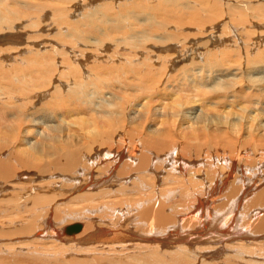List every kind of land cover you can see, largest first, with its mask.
Returning <instances> with one entry per match:
<instances>
[{
	"label": "bare ground",
	"instance_id": "6f19581e",
	"mask_svg": "<svg viewBox=\"0 0 264 264\" xmlns=\"http://www.w3.org/2000/svg\"><path fill=\"white\" fill-rule=\"evenodd\" d=\"M200 4L202 5L200 6ZM202 9L213 15L212 21L222 20L221 18L224 17L223 21L234 22L237 26L247 28L244 32L245 38L240 39L243 42L246 40L245 43L247 42L251 47H257L258 40L264 41V0H0V69L7 68V65L1 62L5 60L1 56L4 57L12 52L26 51L31 65H34L33 63L38 58L45 57L61 65L70 61L73 71L80 61L79 55L83 56L87 64H91L95 59L104 61L106 57L116 60L118 50L123 54L117 63L111 64L110 70H106L96 63L90 65V73L88 72L85 79L87 82L84 85L95 86V88H91L90 92L86 93L82 90L83 83L75 86L76 88L63 84L62 88L65 90H62V100L66 99L71 103L84 102L90 105L94 99H97V84L101 89H106L107 80L101 77V73L109 71L106 74L107 77L114 70L116 78L121 73L128 74L130 72L131 75H136L133 76L134 80L139 75V77L147 78V72L155 70L158 75L154 74L157 79L155 78L153 91L155 84H161V82L163 84V79L167 76L166 82L174 85L184 84L183 81L186 79L196 80L198 83L192 84L201 86V89L197 88L196 94H202L203 97L211 92L222 98H230L223 102L219 101L217 108L213 111L201 114L198 111L194 115H190L188 113H191V110L187 109L191 108L188 105L197 99L172 98L173 100L170 99L169 104L164 103L161 106H156L152 101H149L151 98L145 95L142 100H146L129 112L131 99L138 98L140 93H136L134 82L127 81L116 86L120 88V91L115 97L123 96L119 97L120 100L113 101L112 97L104 95L101 100H98L101 102L97 101L96 111L101 112L98 116L100 121H104L107 126L105 131L98 130L100 127L97 128L91 114H89L90 117L81 114L72 120L74 121L72 123L80 127V131L76 133V131H72L73 129L63 126L66 123L61 125L62 120L59 121L60 119L57 124L55 115L52 114L58 111V107L48 109L47 105L52 102L45 99L47 93L44 91L38 99L37 106L33 105L27 108L34 110L35 114L42 118L40 131H37L38 139L34 144H31H37L38 149L44 148L45 153L43 154H50L52 159L49 163L39 166L37 174L34 176L38 181L53 178L63 179L65 182L70 179L77 181L80 179L76 177L79 172H91V170H85L89 165L87 161L94 159L103 149L108 159L112 158L118 161L125 152L122 147H129L143 138L134 139L135 134H133L135 136H132L133 138H126V135L123 134L125 132H122L124 124L127 123L130 127H133V124L139 126L142 125V122L146 123L148 117H152L151 120L154 121L159 120V125L158 121L151 125L154 127L151 130L154 138H151L150 141L157 145H162L163 139L172 137V134L169 137L166 135L167 130L165 129L170 123L173 126H179V128L175 126L177 129H182L180 127L183 126L182 133L191 135L192 138H196V133H204L205 136L213 134L215 137L220 132L225 135L226 133L235 135V140L232 143L228 142L230 150L237 149L239 143L237 136L239 135L246 133L250 138L257 133L264 136L262 120L264 117L262 116L264 114V73H261L259 67L249 70L251 64L238 61V66L234 67L236 64H230L233 68L230 66L225 68L224 64L228 61L227 56L217 57L214 52H211L208 59L199 58V61L192 56L188 62H184L174 69L176 61L174 58L178 55L184 57L185 54L179 53H186L187 49L184 50L186 46L178 48L175 45H179L180 42H176V34L172 29L168 33L166 30L165 33L160 32L165 29V20L167 16L173 15V12L176 13V10H181L183 14L181 16L187 13L185 17H188ZM176 14L179 16V13ZM158 17L164 22H157ZM169 18L171 20L172 17ZM130 20L135 21L136 25H142L139 28L135 25L132 26ZM173 25L174 22H172V28ZM53 28H55V32L52 31ZM172 32L173 36L169 34ZM166 33L169 35L166 36ZM241 36L243 35L241 34ZM60 55H67V58L64 61H59ZM257 59L259 61L255 62V66L264 65V48L260 49ZM79 66V70L82 71L83 66L81 64ZM96 66L101 68L99 77L95 73ZM185 66L191 67L188 69ZM14 67L16 66L14 65ZM177 72H179V76L177 75L176 78L174 75L178 74ZM251 72L256 75L253 76ZM169 73L170 75H168ZM94 77H98V80L94 81ZM52 82L60 83L58 80ZM128 87L130 91L133 92L135 89L136 92L124 94L129 92ZM144 87L141 89L143 90ZM148 89L147 86L144 89L145 92ZM94 104L96 103L90 105L91 110H95ZM260 108H262L261 111H259ZM83 113H85L84 110ZM198 123L200 125H197ZM102 127L105 128V126ZM177 129L174 128V132ZM179 131L177 132L180 133ZM131 132L133 131L131 130ZM168 132L171 133L169 130ZM138 133L140 134L139 131ZM152 134L151 137H153ZM211 140L213 139L208 141ZM188 150L187 152H191L190 148ZM213 150L214 148L211 149V152ZM160 152L162 154V150ZM223 154L225 155L226 152L216 151L195 160L186 157L180 160V164L176 163V166H174L175 161L173 162L172 158H169V161L157 158V162L153 161L152 163L144 158L139 164L143 167L141 170L145 171L142 175L139 174L135 177V174L132 175V173L131 177L134 176V179L130 177V174L116 176L115 181H119L120 184L119 188L115 190L124 191V194L127 189L138 190L136 193L132 192L133 196L137 193L140 194L139 191L142 189L151 188L148 192H146L147 190L141 192L145 199H139V194L137 199H135L137 196L126 198L125 194V199L114 200L115 196H113L114 199L109 198L114 191L103 189L101 194L104 196L97 197L107 198L108 202L100 204L102 208H98L99 211H97L98 209L96 210L92 203V198L96 197L85 194L82 200L88 199L87 201L92 204L87 206L82 204V208L76 210L74 208L70 213L73 215L72 219L80 218L81 222L74 223L70 220L68 223H62H65L63 230L73 237L75 233L77 236L79 234V237L88 233L87 237L93 241V244H88L85 250L87 258L82 261L79 259L64 260L58 253V256H55L56 260L59 264H143L144 262L145 264H196L197 262L198 264H264V179L257 184H252L253 178L264 167V164L258 163L257 169L254 167L255 170L249 168L253 170V174L250 171L251 175L247 178L243 173V168H240L242 165L240 160H236L239 163L232 165L233 157L229 158L227 154L228 159L223 157ZM209 159L215 160V165H212V161L209 162ZM234 161L233 159L232 162ZM164 163L167 165L168 171L170 170L166 173V177L163 175V169L156 170L154 168L156 164L163 167ZM244 164L246 165L247 162ZM182 166L185 167L183 172L187 171L189 177L178 179V182H175V177L179 173L174 172L176 169L181 171ZM147 169H150L156 177L153 176V173L147 172ZM6 173H8V168L0 166V176L2 175L3 178ZM169 175L170 177H167ZM91 176L90 174L89 179L84 183L88 185L84 188L95 186L98 181L93 179L91 183ZM148 177L151 182L148 181ZM54 181L57 182V180ZM128 181L130 182L128 183ZM218 182L220 186L216 187L218 196L215 197L211 188L214 183L217 185ZM77 184L73 183L74 187L76 186L75 189H82V184L80 187ZM118 196L117 198H119ZM174 196H178V198L174 200ZM239 206L240 209H238ZM87 207L89 208L87 209ZM138 210H140L139 216L136 217L135 211ZM94 215L98 218H94ZM43 217L45 229L43 230L48 231L47 234H50L52 239L53 236L59 237V234H56L55 224L51 226L52 216L43 215ZM63 221L66 220L63 218ZM39 232L36 236L39 235ZM43 234L42 236H44ZM66 237L68 238V236ZM79 237L77 238L79 239ZM74 239L77 242V239ZM165 240L173 242L169 241L164 245ZM162 242L163 244H161ZM87 243H89L88 240ZM141 248L146 250L144 254H140L144 255L143 258L136 254L137 251H132ZM38 263L40 264V262ZM58 263L56 262V264Z\"/></svg>",
	"mask_w": 264,
	"mask_h": 264
},
{
	"label": "rangeland",
	"instance_id": "374dc122",
	"mask_svg": "<svg viewBox=\"0 0 264 264\" xmlns=\"http://www.w3.org/2000/svg\"><path fill=\"white\" fill-rule=\"evenodd\" d=\"M201 5L202 4H200V6ZM176 11H177L176 13H179V16L175 12H173L174 13L173 15L167 16L165 20L166 22L165 29L164 31H160L163 33L167 31L168 33L172 29V31L175 32L176 34V38H175L176 42L177 43L180 42L179 45L177 44L175 45L178 46V48L180 46L182 47L186 46V48L184 49V50L187 49L186 53L184 52L179 53L181 55L185 54L184 57H179L178 55L176 58H174L176 60L174 69L177 66L179 67L182 63L184 64V62H188L192 56L195 57L194 58L195 60L199 58L208 59L210 57V53L214 52L217 57H221L224 55L227 56L228 61L225 62L224 64L225 68L227 66H230L231 68H233L230 64H233V65L236 64L234 65V67H236L239 64L238 61L239 62L242 61L244 63H247L248 65L251 64L249 66L250 67L249 70L257 69L259 67L261 73H264V65L255 66V64L258 63L259 61L257 59V55L260 52V49L264 48V41L258 40L257 47H251V45H249L247 42L245 43L246 40H244L243 42L240 38H245L244 32L247 30V28L243 26H237L234 22L223 21L224 17L221 18L222 20L212 21L211 18L213 15L205 9L198 10L194 14L188 17H185L187 16L186 15L187 13L186 14L184 13V16H181L182 14L181 10H176ZM175 16L176 18H174ZM169 17H172L171 20H169L170 19ZM134 22L135 21L130 20V24H133L132 26L135 25V27L137 28H139L142 25V24L136 25ZM136 22L139 23L138 21ZM157 22H164V20L158 17ZM172 22H174L173 28L171 27ZM255 27L257 29V26ZM54 29L55 28H53L52 30L53 32H55ZM173 32L169 34L172 35L174 34ZM167 33H166V36L169 35ZM241 34L243 36H241ZM212 35L213 37H211ZM42 50H44L43 47H42ZM27 54L28 53L24 51L20 53L12 52L9 55L4 56L5 58L1 56V58L5 59V60H2L1 62L6 64L7 68L0 69V166L7 167L8 173H6L3 176V178L5 177V179L2 178V175L0 176V264H37L38 262H40V264H53V263L56 264V262L58 263V261L56 260L55 256L58 253H60L58 254L60 257L62 255V258L64 260H68V259L69 260L79 259L80 261L85 260V258H87L86 257L87 254L85 250L88 247V244L90 243L93 244V241L87 237L88 233H85L83 236H81L83 237L81 239V237H79L80 236L79 234L77 236V234L75 233L76 236L74 235L73 237L72 235H69V233H67L65 230H63L64 224L70 222V220H72V222L74 223L81 222L82 220L80 218L76 219L75 217L72 219L73 215H70V213H72V210L74 208H75L74 210L80 209L82 204L87 206L89 204L94 203L96 210L98 208H102V205L100 206V204L108 202L106 200L107 198L97 197V196L102 197L103 194L101 193L103 192V189L111 190V192L114 191L115 193L113 192L114 194L112 193V195L109 196L110 199H114L116 197L114 200H120V198L121 200L125 199V196H124L125 194H126V198L137 196L136 198L133 197L137 199L138 196L140 195L139 199H145V197L143 196L141 192H144L146 190H147L146 192H148L151 190V188H148L149 190L142 189L139 191L140 194L137 193V194H134L133 196L131 195L132 192L134 193L138 192L137 189H132V190L127 189L125 190V194H124V191L120 192L119 190L118 191L115 190L119 188V184H120L119 181L118 182L115 181L116 176L121 177V174L123 175L130 174V177H131V174L133 173L132 175L135 174L134 176L136 177L139 174L142 175L145 172L141 170L143 167L139 166V164L141 163V160L144 158L149 160L151 163L153 161L157 162V158H162L163 161L165 159L169 161V158H172L173 162L175 161L174 166H176L177 164H180L179 163L180 160L186 157L187 158L189 157L188 159H190L191 157L193 158V160H195V159H198L199 157L200 158L205 157L208 154L211 155L212 152H216V151L226 152L225 155L223 154L224 155L223 157L225 158L233 157L235 161L232 162L233 159H231L232 165H236L237 162L239 163V161H236V160H240L242 164L240 168H243L242 169L244 171L243 173L246 174L247 178H249V176L253 174V170L257 169L258 163L264 164V136L260 134L255 133L250 138L248 137L246 133L237 136L239 137V143H238L237 149L230 150L228 142L232 143L235 140L234 138L235 135H231L229 133H226L225 135L220 132L218 136L215 137L213 134H208L207 136H205L204 133H196V138H192L191 135H186L182 133L183 126L180 127L182 129H177L179 128V126L177 127L175 125L177 127L176 128L170 123L167 125V128H165L166 126L164 128L167 130L166 135H168L169 137L172 134V137L166 138L165 140L163 139L164 141L163 144L157 145L150 141L151 138H154V135L151 133V130L154 129V127L151 125L152 123L154 125L155 122L157 121H158L157 122L158 124L159 120L154 121V120H151L152 117H148L149 121L147 120L146 123L144 122L141 123L142 125L144 123V126L139 125L141 128H138L139 126L135 124H133V127H130L129 124L127 123L124 124V130L122 129V132H125L123 134L126 135V138L129 137L130 139L135 136L136 137L134 139H138V138L140 139L142 137L143 138L141 139V141L135 142L131 144L129 147H122L123 148L122 150H124L125 152L123 156L119 158L118 161L117 160L115 161L112 158L108 159L103 149L101 152H99V154L96 155L94 159L87 161L89 165L85 170L86 171L91 170V172L90 171L85 172V173L84 171H81V173L79 172L76 177L80 179L77 181L75 179H70V181L65 182L63 179H58V178L57 179L53 178L54 180H57V182H55L53 179H49V180L44 179L43 181H38V179L34 176L35 174H37L39 166L43 163H49L50 161H52V159H51L50 154H47V155L43 154L45 153L44 148L38 149L37 144L33 145L38 139L37 131H40L39 127L42 123V118L40 115L35 114L34 110H29L27 108L33 105L37 106L38 99H40L44 91H46L47 93V96L45 99L47 101L52 102L51 104L47 105L48 109L58 107V111H56L55 114L54 113L52 114V115H55L54 117H55V120H57V124L59 121L62 120L61 125L63 123H66L63 126H67V128L71 130L73 129L72 131H76V133L80 131V127L77 124L72 123L74 122L72 120L75 117L76 118L79 117L81 114H83L84 116H88L89 114H91V117L93 116L94 121L96 122L97 128L100 127L98 130L105 131L107 126L104 124V121L102 120L100 121V118L98 116L101 114V112L98 110L96 111L98 102H101L98 100H101L102 96L104 95L112 97L113 101L120 100L119 97L121 96H119L118 98L115 97L116 95L118 96L119 94L118 91H120V88L116 86H120L122 85V83L127 82V81L134 82L133 83L134 88H136L137 92L135 91V89L133 90V92L130 91L128 87L127 90L131 93L127 92L124 94H133L134 92L140 93L138 95V98L133 97L131 99V103L129 105V112L135 106L141 105L146 100V99L142 100L145 95L150 97L151 100L149 101L150 102L152 101L153 105H156V106H161L164 103L169 104L170 99L172 98L181 99V100H185L187 98L189 100L197 99V101L188 105L189 108H191V109H187V110H191L190 111L191 113H188L190 115H194V113L195 112L197 113L198 111H200V114L208 112L210 110L213 111L215 108H217V104L219 103V101L223 102L225 99H230V98L229 97L222 98L221 96L215 95L211 92H209V95H206L205 97H203L202 94L201 95L196 94L197 88L199 87L201 89L200 85L192 84V83H198L196 80L186 79L185 81H183L184 84L178 83L174 85V84H169V82L167 83L166 82L167 76L165 79H163V75H162V79L164 83L163 84L162 82L161 84L156 83L157 85L155 84V87H154L155 89L153 91L152 87L154 86L153 84L156 81L155 78L157 79V77L154 76V74L156 73L155 70L152 72L148 71L146 74L147 78H145L144 76L139 77L140 76L139 75L136 80L133 79V76H136V75H131L130 72L128 74L121 73L116 78V75H115L116 72L114 70L107 77H106V74L109 71H107L106 73H101L102 74L101 77L107 80V83L105 85L106 89L105 88L101 89L97 84V92H98V95L96 96L97 99H94L90 103V105H92L94 102L96 103L94 104L95 110H91V106L89 104H85L84 102L79 103L78 101H76V103H71V101L69 100H66V99L62 100V96H63L62 90H65L62 88L63 84L65 86L67 85L68 87L70 86L71 88H76L75 86H78V84L83 83L81 85L82 90L86 93L90 92L91 88H95V86H93L92 84H88V86H84L86 84L85 82H87V80L85 81L86 76L88 72L90 73V70H89L91 68L90 65L92 63H96L97 65H100L106 68V70H110L111 64L117 63L120 59V56L123 55L120 53V50H118V57L116 58V60L106 57L104 61L95 59L94 61H92L91 64H87L84 61L83 56L81 57V55H79L80 61L78 64H76L75 66L76 68L74 71L72 69V66L70 65V61H67V63H65L64 65H61L60 63L56 61L47 59V57L43 59L38 58V60L35 63H33L34 65H31L29 63V58ZM65 58H67V55H60L59 61L60 60L64 61ZM80 64L84 68L82 71H80L78 68L80 67L79 66ZM14 65L16 67H14ZM20 65L23 67L20 68L19 67ZM185 67L190 69L191 66H185ZM96 68L97 69L95 70V73L99 77L101 68L99 69V66H96ZM177 73L178 74L174 75L176 78L179 76V72ZM252 74L253 76L256 75L255 73H252ZM168 75H170V73ZM98 77H94L95 79L94 81H97ZM178 79L180 80V78ZM55 80H58L60 83L55 84L54 82H52ZM49 81L50 83L48 84ZM145 81L149 83H146ZM147 86L149 89L146 90L145 92L144 89H146ZM141 87H144V89L142 90ZM252 100H255V99H252ZM83 110L85 111V113H83ZM261 110L262 108L259 109V111ZM263 112H264V109H263ZM262 116H264V114ZM88 117H90V115ZM58 119L60 120L58 121ZM262 120L264 123V117H262ZM55 124H56V121H55ZM71 124H74V125L72 126ZM197 125H200V124L198 123ZM102 126H105V128ZM136 128L140 132L141 136H139L140 134L138 133L137 130L134 131V129ZM170 128L173 129L172 132ZM174 128L177 129L175 132H174ZM131 130L133 132H131ZM168 130L171 133H169ZM177 131H179L182 136ZM186 133H189V132L186 131ZM133 134H135V136ZM151 134L153 137H151ZM174 136H176V138H174ZM208 136L209 138L207 139ZM209 139H213V140L209 142L208 141ZM182 146L183 148L180 149ZM250 147L252 148L249 149ZM189 148L191 152H187L189 151L188 150ZM199 148L201 149L199 150ZM212 148H214V150L211 152ZM161 150H162V154L160 152ZM180 150L182 153L180 152ZM154 154L158 157H156ZM234 156H236L237 158ZM238 158H241V159H238ZM243 159H246V160H243ZM208 161L209 162L212 161V165H215L216 163L215 160L209 159ZM114 162H115V165H114ZM218 162L220 163V161ZM244 162L245 163L247 162L248 165L250 164L251 165L250 166H248L247 164L245 165ZM166 166L167 165L165 163L163 167H161L160 164H156L154 168L156 170L163 169L164 170L163 175H165L166 177V173L170 171V170L168 171ZM184 168L185 167L182 166L181 171H178L179 169H176V171L174 172V173H179L175 177V180H174L175 182H178L177 181L178 179L182 180V179L189 177L187 176V171L183 172ZM249 168L250 169L253 168V170H250ZM165 169H167L166 172H165ZM245 169L249 172H247ZM129 171H131V173H128ZM146 171L149 173H153L151 172L150 169H147ZM250 171L252 172L251 174H250ZM260 172H257L255 178H253L254 179L252 183L253 185L257 184L260 180L264 179V174H263L264 167L260 169ZM24 173H27V174H24ZM89 173L92 175L90 179L91 183L93 179L98 180L96 182L97 185L95 184L96 188H94L95 186L92 185L93 188L89 186L90 190H88L89 187L84 188V186L86 187L88 186L87 184H84V183L86 182L87 179H89V176H90ZM20 176H23V177H20ZM134 176L133 178L132 177L131 178L134 179L135 178ZM153 176H155L154 173H153ZM167 177H170V175ZM61 180L63 181L62 184H61L62 182ZM150 180L151 179L149 178L148 181ZM75 182L78 183L77 186L79 185V187L82 184L81 186L82 189L80 188L75 189L76 186L74 187L73 185V183ZM129 182L130 181H128V183ZM243 182L245 183L246 181H243ZM127 185L129 186L130 184H127ZM218 186H220L219 182L217 183V185L214 183L213 188H211L212 194L215 197L218 196V191L216 189V187ZM129 193L131 196L129 195ZM85 194H88V195L91 194L92 196L96 198H92L93 199L92 203L90 201H87L88 199L83 201L82 199ZM115 194H118L120 196L115 195ZM113 196L115 197L113 198ZM117 196L119 198H117ZM177 198L178 196L173 197L174 200H176ZM88 208L89 207H87V209ZM240 208L241 207L239 206L238 209ZM170 210L171 209L169 208V211ZM97 211H99V209ZM139 211L140 210L135 211L136 217L139 216ZM43 215L52 216L51 223L52 222L53 223L51 224V226L55 224L54 227H56L55 228L56 234H59V237L57 236L58 238L56 236H53V239H52L50 234H47L48 231L47 232L44 231L45 230L43 226L44 221L42 220L44 219ZM47 218H50V217H47ZM63 218L66 221H63ZM94 218H98V217L94 215ZM48 221L50 222V220ZM62 222H65V223H62ZM57 226H58V229H57ZM38 231H40L39 235L36 236ZM42 234L44 236H42ZM66 236H68V238L71 236V238L73 239L71 238L68 239ZM54 237H56L57 239ZM77 237H79V239ZM74 238L77 239V242ZM85 238L89 241V243H87V240ZM33 240H36V241L34 242ZM81 240L83 241L85 240L86 242L85 241L83 242ZM169 241H172V240H169ZM169 241L165 240L164 245H166ZM82 242L85 243L87 246L85 245L86 246L85 247L84 245H82L83 244ZM161 244H163V242ZM54 249L55 250L58 249V250L55 251ZM141 249H136L132 251L134 252L137 251L136 254L143 258L144 255L143 256L141 255L144 254L146 250H144V248H141ZM222 254L223 252L221 253V256ZM143 264H145V262ZM196 264H198V262Z\"/></svg>",
	"mask_w": 264,
	"mask_h": 264
}]
</instances>
